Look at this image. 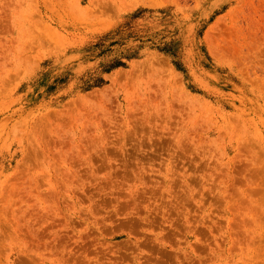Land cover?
Here are the masks:
<instances>
[{
  "label": "rangeland",
  "instance_id": "rangeland-1",
  "mask_svg": "<svg viewBox=\"0 0 264 264\" xmlns=\"http://www.w3.org/2000/svg\"><path fill=\"white\" fill-rule=\"evenodd\" d=\"M0 264H264V0H0Z\"/></svg>",
  "mask_w": 264,
  "mask_h": 264
}]
</instances>
